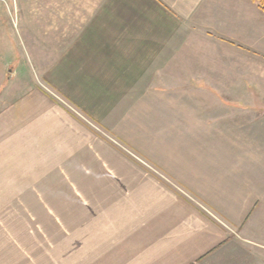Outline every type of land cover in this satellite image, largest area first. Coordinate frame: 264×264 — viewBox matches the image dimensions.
I'll return each mask as SVG.
<instances>
[{"label": "crops", "instance_id": "obj_1", "mask_svg": "<svg viewBox=\"0 0 264 264\" xmlns=\"http://www.w3.org/2000/svg\"><path fill=\"white\" fill-rule=\"evenodd\" d=\"M89 1L31 7L45 15L27 16L39 30L26 42L63 43L39 73L8 69L0 7V189L54 220L42 242L0 243V264H264L227 258L264 202V148L226 146L229 119L209 115L225 103L193 97L220 90L197 77L241 75L225 61L240 67L243 48L257 58L264 12L252 0Z\"/></svg>", "mask_w": 264, "mask_h": 264}, {"label": "rangeland", "instance_id": "obj_2", "mask_svg": "<svg viewBox=\"0 0 264 264\" xmlns=\"http://www.w3.org/2000/svg\"><path fill=\"white\" fill-rule=\"evenodd\" d=\"M257 3L259 9L264 12L259 1L252 0ZM94 2V1H93ZM99 4L101 0H96ZM89 4V0H0L2 9V21L4 30L7 31L6 42H4V56L7 58L8 69H14L18 63L27 62L34 73H39L43 68H47L52 64L61 52L63 43H27L26 32H35L32 27L26 28L25 23L27 16L29 19L40 20L41 12H32L34 8L40 10L49 4L50 10L54 7L67 9L70 5ZM82 6V7H83ZM32 7V8H31ZM47 13V12H46ZM88 12H83V19ZM51 20H55V15L49 13ZM264 39V38H262ZM30 40V38H29ZM261 42V40H260ZM206 47V46H205ZM257 58L252 53H245L243 48L241 66L237 64L233 66L234 60L225 61L227 71L235 70L241 72V75L235 76H204L194 79L195 85L220 84L219 91L212 92H193L194 99H210L220 100L225 103V107L210 108L209 115H222L227 122L224 126L226 131V146H236L241 148H264V41L259 43ZM216 45H211L210 49L215 50ZM219 50V49H217ZM228 52H226L227 55ZM229 54V53H228ZM246 58V59H245ZM214 61H210V64ZM11 66V67H10ZM27 70L24 66L18 74V79L24 82L27 78ZM184 78V77H183ZM19 81V82H20ZM18 82V83H19ZM222 84H224L222 86ZM194 85V86H195ZM197 87V86H196ZM222 88H224L222 90ZM9 92L3 93V98L9 99ZM178 97L185 98L186 93H178ZM183 97H182V96ZM262 162V160L260 159ZM257 173H264V166L258 167ZM8 181L7 183H9ZM12 184L15 181L12 180ZM10 189H0V243L1 244H21V243H37L42 242V238L49 239V235H42L43 229L52 228L54 226L53 218H42L41 204H24L14 205L8 202L10 200ZM53 193V192H52ZM55 194V193H54ZM20 198V197H19ZM36 199V198H34ZM50 205L49 211H52ZM254 214L250 219V225L246 229V233H241L239 242L234 246L233 251L228 254L227 258L233 259H251L264 260V202L257 203L254 207ZM48 233V232H47Z\"/></svg>", "mask_w": 264, "mask_h": 264}, {"label": "trees", "instance_id": "obj_3", "mask_svg": "<svg viewBox=\"0 0 264 264\" xmlns=\"http://www.w3.org/2000/svg\"><path fill=\"white\" fill-rule=\"evenodd\" d=\"M257 1L260 2L259 5H260L261 9L264 11V0H257Z\"/></svg>", "mask_w": 264, "mask_h": 264}]
</instances>
